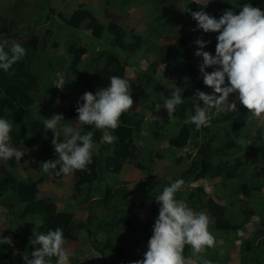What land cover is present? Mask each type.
<instances>
[{
  "label": "trees",
  "instance_id": "trees-1",
  "mask_svg": "<svg viewBox=\"0 0 264 264\" xmlns=\"http://www.w3.org/2000/svg\"><path fill=\"white\" fill-rule=\"evenodd\" d=\"M228 1L232 0H219L218 4L225 6ZM241 1L251 3L254 7H260L264 10V0ZM46 16L55 17L61 21L58 23L60 26L63 25L71 30L77 29L84 21H87L86 29L91 33V37L94 39L103 37V26L89 10L81 5L69 14L48 9ZM10 24L12 23H8L0 18V35L15 40V27L13 25L9 26ZM148 25H150L149 28L151 26L154 28V31L157 33L156 37L161 33H165L168 28L166 17L161 15L155 17L152 22L149 20ZM54 30V28H47L43 32L42 37L36 35L29 36L27 41L19 43L26 49V55L22 60L14 64L9 72L0 69V118L7 120L10 118L15 119L13 130L10 134L12 137L10 144L13 147L23 145L25 147V149L23 148L24 150L38 147L39 157L36 159V166L38 165L39 167L42 161L57 159L58 157L55 154L54 148L47 145V138L45 139L41 132L34 130L28 136L32 125L30 124L26 110L39 99L36 96L37 94H41L45 98L47 95L50 98L54 97V94L50 93L52 79L55 75V60L52 48H54V44L56 45V43L51 40ZM107 32L110 35L108 45L118 47L127 54L140 55L144 51L143 48L146 42L145 38L142 40L140 35L133 32L127 33L118 27L108 29ZM127 38H129V41ZM179 44L180 41H177L169 49H161L158 45L154 46L153 50L151 49L154 55L150 63L151 74L157 72L155 68L159 65L163 67L161 71L166 76L195 72L194 65L176 57L173 54L174 51H170L176 50ZM66 51L71 57V64L68 69L74 73L85 49L82 46H77L75 39H72ZM205 51L213 55L212 50L205 48ZM104 59L105 63L102 68L94 70L86 79L81 78L84 88L92 87L93 89L90 92H93V94L99 88L106 87L111 76H119L125 79L124 65L116 55L106 53L104 54ZM36 61L39 62L38 66L43 68V72L39 74L35 72L34 68ZM10 72L12 74H9ZM139 81L142 82L141 85L148 100V109L153 115L157 114L155 105L162 103L159 100V87H155V82L151 78L149 81H143V79H139ZM47 83L49 84L48 86L43 85ZM204 90H206L204 92L207 94L211 92L206 87ZM231 99L236 100L238 112L221 114L214 117L210 122L213 125L224 123L228 125L227 130H224L222 138H219L217 142H214L213 138L209 137L196 147L193 155H187L191 159L190 165L192 167L187 168L185 174L191 175L195 180L204 178L211 180L218 179L225 188H231L243 196L245 201H239L243 205L240 209L243 221L248 222L254 216H257L259 224L252 231L251 236L241 241L239 260L241 264H264V217H262V212L264 213V183L259 179L264 177V172L252 170L245 160L242 159V153H248L257 159L264 158V127H258L255 123L250 124L247 120V117L250 116L247 109L239 104L235 96L231 97ZM187 104L178 106V119L183 118L185 110L187 112ZM76 106L73 107L72 114L77 117ZM158 113L160 114V112ZM120 119V126L112 132V135L117 139L111 144L103 141V133L101 131H94V142L99 147L94 152L93 162L89 165L90 170L87 172L75 171L73 173L79 184L75 188L77 192L76 205L82 206L91 201L92 204L97 205L96 207L102 209L103 215L107 219L113 214L111 212H113L114 207L109 206L111 203L108 198L92 199L90 196L92 193L91 184L93 182H101L100 177L102 173L113 175L120 173L126 161L135 158V144L140 141L142 136L151 135L150 137L154 139H160L161 135L159 133L160 125L158 120H153L151 123L146 122L147 118L142 112L134 113L130 109ZM80 129L82 134L93 130L90 126L85 125H80ZM201 130L205 133L209 132V129L205 126L201 127L200 130H196L194 124L184 122L179 127L177 135L168 139V144L170 147L182 148L188 142L199 137ZM48 135L49 139H51L50 141H52L53 133L51 132ZM59 142H62L60 138ZM24 157L27 158L28 156L25 154ZM136 167L139 170H144L143 166L139 164ZM58 170L59 166L57 169L51 170L53 177L56 179L60 177L56 175ZM42 181L43 176H39L36 179L28 178L25 181L20 180L7 166L0 165L1 205L11 212L15 206H20L19 220L31 218L27 227L35 228V233H46L50 229L55 230L59 227L63 230L66 240H75L80 234L85 233L88 244L93 248L101 242V246L108 254L109 263L116 264L120 262L119 264H124L127 261L128 264H131V262L136 261V255L125 244L127 239L114 229L116 224H124L127 226L126 230H130L131 227L133 228L137 224L136 220L133 221L131 218H127L125 214L119 215L115 224H111L109 229H107V226L110 224V220L101 216L99 218L92 216L88 217L85 221H76L69 213L58 211L51 199L38 197ZM152 189V180L143 182L142 191L151 199L152 206L155 207V198L149 194ZM113 193L120 196L122 200L126 198L120 191H114ZM258 198L260 199V206L255 208L252 203ZM184 201L194 211L205 212L211 218L212 223L210 225L215 232H222L224 230L227 220L225 204H219L213 198L206 196V193L200 187L188 191L185 194ZM32 219H39L40 224L35 225V220ZM136 229V231H142L140 228L136 227ZM15 237L19 238V234H15ZM34 238L35 236L32 237V239ZM3 246L4 244H1V247ZM186 248L187 246H185ZM99 250L97 249V251ZM30 251H33L32 247H30V250H27L26 247L21 246L19 247L18 254H11V251L5 253L4 249H2L0 250V264L3 261L9 262V264H24L23 257L28 256ZM101 255L103 258L105 257L104 251L101 252ZM184 255L185 257H192L185 250ZM46 259L53 262L56 258L51 257ZM198 260L200 261L197 264H205L206 261L212 264L215 260L219 261V258L217 255H211L210 258H207L205 255H199Z\"/></svg>",
  "mask_w": 264,
  "mask_h": 264
},
{
  "label": "clouds",
  "instance_id": "clouds-1",
  "mask_svg": "<svg viewBox=\"0 0 264 264\" xmlns=\"http://www.w3.org/2000/svg\"><path fill=\"white\" fill-rule=\"evenodd\" d=\"M154 1L161 4L165 0H133L131 1L132 4H129L131 6L136 4H142L141 6H145L144 4H150ZM232 1H228L225 6H222L218 4L219 0H217L212 5L216 9H224L228 3ZM242 3L243 4L240 6L238 12H234L231 9L225 10L219 19L210 16L203 10V7H206L207 5L203 6L200 11H197V6L194 2L190 3L186 10L178 12L180 24L181 22H185L189 12L191 17L197 22L196 26L191 27L195 44L198 46L197 50L194 52V55L198 57L199 62H202L199 66V72L202 76L203 84L212 89L211 94L196 90L194 96L197 101L203 102L204 107H201L199 103H197L195 105L194 115L186 120H184L185 115L182 119H179L183 120L182 124L184 122L194 124L196 126V130H200L203 126H208L214 117L220 116L221 114L238 112L236 100L231 99L233 96L238 99L240 105L247 109L250 116L255 118L257 121V126L264 127V10H262L260 7H254L251 3ZM80 5L89 10L104 28V34L102 35L103 37L94 39L91 37V33L86 29L87 21H84L81 24L85 25L83 28L86 30V33H88L87 37L92 41L91 46L96 47L100 41L106 40V43L102 45L106 49V53H113L123 63L125 79L119 76H111L109 78L108 85L106 87L99 88L95 94L90 92L93 89L92 87H86L85 90L83 86L84 94L79 98L76 106V121L80 125L90 126L93 130L84 132L82 134L80 127L72 126L64 121L63 114H54L51 118L44 120L43 125L45 131L51 130L53 133L51 143L58 158L43 161L40 163V167L33 165L30 160H28V154H26L28 156L27 158L24 157L25 153L18 149L20 147L25 149L23 145L13 147L10 144L12 139L10 134L13 130V122L4 118H0V165L7 166L20 180H27L28 178L34 179L36 170L38 171L39 168H41L44 173H50L51 170H55L59 166V171L56 172V175H60L61 173L68 175L74 173L75 171L87 172L90 170L89 165H91L93 162L94 152L96 148L98 150L99 147V145L95 144L94 142V131L99 130L103 133L104 142L109 144L113 143L117 138L112 135V132H114L120 126L121 116L133 108L134 102L131 97V86L129 84L130 81H128L126 78V72L130 68V62L135 64V62L131 59H139L143 56L147 57L149 53H152L148 40L157 41L158 38L164 35V33H161L156 37L157 33L151 26V28L147 29L149 33L148 36H151L154 40L151 37H149V39H145L146 45L143 48L144 51L140 55L127 54L118 47H113L110 44L108 45V42L110 41V35L108 34L107 30L118 27L125 30L127 33L133 32L137 35H140L143 40L144 38L142 37V34L136 31L134 32V30H132L134 27L130 25V22H126L125 25L119 22H112L111 16L113 14H108L107 17H101V19H98L93 13V8L87 6L84 2L77 4L73 10H75ZM101 5L102 7L108 5V0H101ZM130 5L125 4L123 8L121 7V12H128L131 8ZM48 9L52 8H47V11ZM106 9H109V7L105 8L103 11ZM160 15L163 17L165 16L164 13ZM58 21L61 22L60 20ZM11 25L12 24L9 26ZM79 28L80 27L75 30H78ZM212 32L218 33L216 37L217 43L215 47V55L205 51V48L207 50H212V52L214 51L215 39ZM15 40H11L0 35V69L5 72H9L13 65L22 60V58L26 55V49ZM127 40L129 41V38H127ZM177 41H180L177 50H182L189 45L187 42L181 39ZM177 41H175L173 44H175ZM83 48L85 49V52L82 56L85 55L87 49L85 47ZM184 61L188 62L187 60ZM150 63L151 60L145 69L141 70V68H138L140 70V72H138V80L143 79V81H149L150 78L153 79L155 82V87H159L160 94L165 90V88L162 87V84H168L172 79H183L186 76L193 77L191 75L195 74L194 72L191 74L184 73L182 75L166 76L163 75L161 71L163 67L160 65L155 68L157 72H155V74H151L152 71H150ZM188 63L192 64L190 62ZM206 68H212L213 70L208 72L205 71ZM96 69L98 68H93L86 78H88L90 74ZM9 74L12 73L10 72ZM161 81L164 83H161ZM182 81L183 80H181V82ZM193 81L197 83L199 81V75L198 77L194 76ZM140 83L142 82L140 81ZM179 84L180 87L175 85L173 86L170 96L165 100V102L162 100L161 104L157 103L155 105L157 113L163 108L166 110L169 119H172L173 116L175 118L178 117L177 108L184 103L182 92L185 94L190 92L189 86L181 83ZM80 101H82V103H80ZM151 119L159 120L160 117L152 116ZM61 132H63L64 136L66 137L64 142H59ZM148 137L149 136H144V138L141 137L140 141L137 143L144 141V139ZM150 138L157 140L153 137ZM60 140L62 141L61 138ZM137 143L135 144V158L133 160L126 161L120 173L116 175L102 173L100 177L101 181L102 175H120L125 170L127 165H132L133 168L139 172L148 173L150 171L152 160L149 158L146 159L145 162H147V165H144L138 159V157L141 158L143 155L148 157L150 153L146 150L144 145L139 147ZM188 143L182 148L170 147L169 144L168 146L173 150H183L188 146ZM155 155H157V152H155ZM13 158H15L17 163H19L22 158L21 165L15 164ZM190 161L191 159L189 158V164H191ZM138 164L143 166L144 170H139L136 167ZM16 166H22L28 169L30 168V170L32 168L34 173L33 176L28 175L26 178L21 179L18 170L15 168ZM191 167L192 165H189L187 168ZM185 170L183 171L184 174ZM39 176L43 175L41 174ZM149 180L153 181L154 186L156 183L155 180L151 178H149ZM190 180L195 179H193L191 175H186V177H182L173 182L170 186L165 187L162 193L156 197L155 201L159 205V209L158 216L156 217L152 226V235L148 237L149 233L147 232V238L146 236L142 237L144 240L149 239L147 243V250L143 257H140L139 254L132 249L133 254L136 255V261L131 262V264H193V261L190 257H185L184 250L193 257V255L190 253V248L194 254H200L206 249H210L215 246V237L209 231V226L212 223L211 218L203 211H194L188 207L184 201L185 194L188 191L197 187L202 188L201 186L189 188L187 185L189 184ZM200 180L201 179H198L196 181ZM76 181L78 183L77 178ZM95 183L101 182H93L91 186H93ZM42 184L43 181L41 185ZM41 185L38 197H49L46 199H51L55 204V201L52 199V197L40 196L42 187ZM184 185H186V190H183L184 192L182 191L181 194H178V191ZM114 191L118 190L115 189ZM114 191L106 186V193L102 198H107L106 194L118 196L113 193ZM151 195L154 196L156 193ZM118 197L122 203H126V198L128 196H126L124 200H122L120 196ZM145 197L148 198V196ZM108 199H110V197ZM144 204L145 203L143 201H137L136 199L132 198L129 202L131 214H120V216L125 214L127 218L137 221V224L133 226V229H135L134 232H136H132L133 236H135L137 233L144 234V230L142 228H140L142 231H136V227L138 225L137 215L142 210ZM113 207V212L116 214L118 207ZM38 224H40V221ZM113 224H115V221ZM119 225H122L125 228L127 227L124 224ZM34 236L35 238L31 240V244L33 246V251L30 254L31 258H29V256H24V264H49V262L50 264H71V252L65 246L67 243L66 241H76L79 237L75 240H66L63 230L59 227H57L55 230L50 229L46 233H34ZM125 238L127 239L125 244L130 248L134 238H132L131 234H127ZM84 242V247H87L91 254L92 251L95 253L92 255L95 258L94 260L98 262L97 264H111L108 262V254L101 246V242L96 244L95 248L86 243V240ZM185 246H187L186 249ZM97 249L100 250L97 251ZM103 251L105 256L104 258L101 255V252ZM51 257L56 258L55 261H53L54 263L46 259ZM199 261L200 260L197 259V262ZM124 264H128V262L125 261ZM205 264H210V262L206 261ZM212 264H217V261L212 262Z\"/></svg>",
  "mask_w": 264,
  "mask_h": 264
},
{
  "label": "rangeland",
  "instance_id": "rangeland-1",
  "mask_svg": "<svg viewBox=\"0 0 264 264\" xmlns=\"http://www.w3.org/2000/svg\"><path fill=\"white\" fill-rule=\"evenodd\" d=\"M131 1L133 0H108V5L102 7L101 0H0V18L8 23H12L13 27H15L16 41L18 43H24L29 36L36 35L42 37L43 32L47 28L55 29L51 37L52 42L56 43V45L54 44V48H52L55 60V75L52 79V88L50 89V93L54 94V97L50 98V96L47 95L45 98V96L41 94L36 95L39 99L26 110V114L32 125L28 136L32 134L34 130H38L45 139L47 138V145L53 148L50 141L51 139H49L48 135L52 131H45L43 122L45 119L51 118L54 114H63L66 123L75 127H80V124L76 121L77 117H74L72 114V109L77 105L79 98L84 94L81 78L86 79L93 68L99 69L103 66L105 62L103 57L104 54H106V49L102 44H105L106 40L100 41L96 47L91 46L92 41L87 37L88 33H86V30L83 28L85 26L84 24L81 25L78 30H71L65 28L63 25L60 26L58 24L60 22L55 17H47L46 12L47 8H52L56 12L61 11L69 14L73 11L75 6L81 2L92 7L93 13L98 19H101V17L105 18L108 14H113L111 19L114 23L119 22L125 25L126 22H130V25L134 27L132 30L142 34V37L145 39L150 37L147 35V29L150 27V25H148L149 20L152 22L155 17L164 13L168 22V28L164 35L158 38L157 41L148 40L150 48L153 49L154 46L158 45L161 49H169L173 43L179 39L187 42L189 44L188 47H185L182 50L176 49L172 51H174L173 54L175 56L195 65V74H192L191 76L198 77L199 75V81L195 83L193 77L189 76H186L183 79H172L168 84L161 81V83H164L162 84V87L165 88V90L160 94L159 100L165 102L170 96L173 86L180 87L179 83H181L190 88L188 94L182 92V97L184 98L183 104L186 105V103H188L187 112L185 110L184 120L189 119L195 114V105L197 103H199L201 107H204L203 102L197 101L194 94L196 90L203 92L206 91L204 90L205 87L211 91L208 94H211L212 89L203 84V79L199 72V66L202 62H199L198 57L194 55L198 46L195 44L191 27L196 26L197 22L191 17L189 12L185 22H181L180 24L178 12L186 10L187 6L194 2L197 6V11H200L203 6L207 5L206 7H203V10L210 16L219 19L225 10L231 9L234 12H238L240 6L243 4L241 0H234L228 3L224 9H216L212 5L217 0H209V2L208 0H165L161 4L154 1L150 4H144L145 6H141L142 4L131 6ZM125 4L130 5L131 8L128 12L122 13L120 8H123ZM107 7H109V9L103 11ZM212 34L215 39L213 51V55H215V47L217 43L216 37L218 33L212 32ZM72 39H75L77 46L87 48L85 55L82 56L81 62L74 73L68 69L71 64V57L66 51L67 46ZM152 58H154L153 53H149L147 57L143 56L139 59H131L135 64L130 62V68L126 72V78L130 81L131 97L134 102L132 111L134 113L142 112L147 118L146 122L150 123L153 122V119H151L152 116L160 117L158 120L160 125L159 133L161 134L160 139L153 140L150 138V135L148 138L144 139V141L137 143L139 147L144 145L146 150L150 153L148 157L144 155L141 158L138 157L139 161H141L142 164L147 165L145 160L148 158L151 159V169L148 173H143L135 170L132 165H127L125 170L118 176L102 175L101 183H95L91 186L92 193L90 195L92 199L102 198L106 193L105 187L108 186L112 191L117 189L118 191H121L123 195L128 196L126 198V203H122L118 196L106 194L107 198L110 197L111 204H109V206L118 207L117 213L114 214V212H111L113 214L108 217L110 224L107 226V229H109L111 224L117 220V217L120 214H131L129 202L132 198L137 201L141 200L145 203L142 210L137 215V227L142 228L144 234L137 233L133 236L132 232H134L135 229L132 227L130 230H126L124 226L119 224L114 227V229H116L124 238L127 234L132 235L134 241L131 243L132 246H130V248L137 252L140 257H143L146 252L149 240H144L142 237L146 236L147 238V232L149 233L148 237L152 235V226L158 216L159 209V205L156 201V206L153 207L152 201H150L149 197H145L146 194L142 191L143 182L149 180V178L155 180L156 183L153 186L154 190L149 194L156 193V195H154L156 199L165 187L170 186L173 182L182 177H186L183 171L190 165L187 155L190 154L191 156L195 148L209 137L213 138L214 142H217L219 138H222L224 130H227L228 127V125L224 123H219L218 125L209 124L208 126H205L209 129V132L205 133L201 130L199 137L190 141L188 146L183 150L171 149L168 146V139L177 134L178 128L183 120H179L174 116L172 119H169L166 110L163 108L159 111L160 114L157 113L153 115L147 107L148 100L145 96L143 86L138 80V72H140L138 68H141V70L145 69ZM38 63L39 62L36 61L34 64L35 72L37 74L43 72V68L39 67ZM212 70V68L205 69V71L208 72H211ZM181 80L183 81L181 82ZM43 85L48 86L49 84L47 83ZM247 120L250 124L255 123V125H257L255 118L248 116ZM9 121L15 122V119L10 118ZM60 138L62 139V142L66 140L63 132H61ZM142 138H144V136H142ZM18 149L29 155L28 160H30L33 165L37 164L36 159L39 157L38 147H35L32 150H24L22 147ZM155 152H157V155H155ZM242 159L245 160L252 170L264 172V158L257 159L248 153H242ZM15 168L18 170L21 179L26 178L28 175L33 176L34 174L30 168L28 169L22 166H16ZM41 174L43 175L44 180L41 185L40 196L52 197L58 211L71 214L76 221H84L92 216H95L96 218H99L100 216L106 218V216L103 215L101 208L96 207L97 205L95 206L91 201L83 206H77L75 204V201L77 200V192L75 191V188L78 186V183L76 178H74L73 173L68 175L61 173L59 175L60 178L56 179L53 177L52 172L44 173L42 169L39 168L38 171L36 170L34 179ZM259 179L264 183V177ZM185 186L186 185L178 191V194H181L183 190H186ZM187 186L189 188L201 186L204 189L206 196L213 197L219 204H225L227 218L222 232H215L212 229V226H209V231L213 234L216 240L213 248L206 249L200 254H194L190 248V253L193 255V257H191L193 264H197L199 255H205L207 258H210L211 255H217L219 258V261L215 260L217 261V264H240V243L244 238L251 236L252 231L258 227L259 218L254 216L248 222H244L240 210L243 205L240 202L241 200L245 201V199L242 195H239L237 191H233L231 188H225L218 179H201L200 181L190 180ZM80 194H82V192H80ZM252 205L255 208L260 206V199H256ZM20 208L21 207L17 205L11 212L3 207L0 202V250L4 249L5 253L11 251V254H18L19 247L21 246L24 248L26 247L27 250H30V247L33 248L31 240H33L32 237L34 236L35 228L27 227L31 218L21 221L19 220L18 214ZM262 217H264L263 212ZM32 220H35V225L39 223V219ZM15 234H19V238H16ZM85 238L86 234L83 233L76 241H66L67 243L65 246L71 252V264L98 263L94 260L95 258L93 255L95 253L92 251V255L88 251V248L84 247V240L88 243L87 238ZM1 244H4V246L1 247ZM30 254L31 251L28 255L29 258H31ZM2 264H9V262L3 261Z\"/></svg>",
  "mask_w": 264,
  "mask_h": 264
},
{
  "label": "crops",
  "instance_id": "crops-1",
  "mask_svg": "<svg viewBox=\"0 0 264 264\" xmlns=\"http://www.w3.org/2000/svg\"><path fill=\"white\" fill-rule=\"evenodd\" d=\"M13 159H14V161H15V162H14L15 164H17V165H21V160H22V158H21V160H20L19 163L16 162L15 158H13ZM26 167H27V166H26ZM31 171H33L32 168H31Z\"/></svg>",
  "mask_w": 264,
  "mask_h": 264
}]
</instances>
